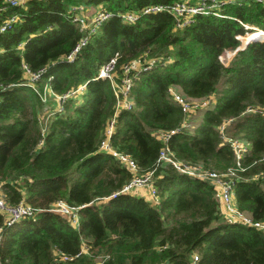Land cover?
Listing matches in <instances>:
<instances>
[{
  "label": "trees",
  "instance_id": "trees-1",
  "mask_svg": "<svg viewBox=\"0 0 264 264\" xmlns=\"http://www.w3.org/2000/svg\"><path fill=\"white\" fill-rule=\"evenodd\" d=\"M174 1L26 0L9 9L19 16L0 32V180L9 201L25 199L36 212L6 225L0 211L5 264H190L194 251L199 264H264V231L228 221L208 180L164 164L156 170L159 204L134 191L112 196L132 174L99 150L117 97L111 80L98 74L117 52L119 74L124 63L157 55L161 59L136 78L135 107L118 113L113 144L152 168L164 145L156 130L177 127L184 118L169 87L178 85L191 98L212 96L214 105L201 109L195 126L173 134L169 145L180 158L226 170L235 154L218 126L231 118L228 131L252 142L236 183L237 202L264 219V179H252L264 169V4L228 3L225 16L198 14L183 27L168 11L141 13L150 3ZM77 4L115 14L69 61L64 56L85 34L72 18ZM129 10L138 11L136 21L119 16ZM244 23L260 29L241 35L248 46L226 64L220 53L250 30ZM233 53L221 55L228 61ZM24 62L32 69L47 67L40 82H25ZM46 81L58 94L86 86L64 100L43 131L40 116L47 107L39 86ZM251 106L256 110L247 111ZM61 199L85 204L80 229L50 209ZM82 237L91 254L60 259L59 251L77 253Z\"/></svg>",
  "mask_w": 264,
  "mask_h": 264
},
{
  "label": "built area",
  "instance_id": "built-area-1",
  "mask_svg": "<svg viewBox=\"0 0 264 264\" xmlns=\"http://www.w3.org/2000/svg\"><path fill=\"white\" fill-rule=\"evenodd\" d=\"M248 0H198L196 2H191L189 0H175L172 3H150L144 6L141 13L168 11L172 13L175 19V24L178 27H183L192 23L195 16L198 14H209L214 13L219 16H225L224 7L228 3H242ZM264 4V0H255ZM24 2L23 0H3L0 5V32L5 31L12 22L18 19L17 12H8V9L12 6H17ZM72 18L75 22L80 25V29L85 32L83 37L78 41V43L73 47L71 52H69L65 59L73 61L77 54L80 52L83 46H85L90 39V36L94 34L103 23L111 18L115 13L112 10L98 8L91 19L85 13V5L77 4L73 7ZM138 11L129 10L125 12H120L119 16L124 21L133 22L138 18ZM249 31H258L260 28L258 26L244 23ZM248 33V31H246ZM243 34H238L237 38L243 43L241 37ZM236 49L238 50L240 47ZM227 51V47L224 48ZM225 51V52H226ZM119 56V52L111 58L109 62L103 65L99 71L98 76L103 78H109L112 82L114 92L117 97L116 111L113 115L108 118L107 125L104 130L103 138L99 144V150L106 151L113 155L124 167H126L132 174L130 180L117 192L113 193L112 196L124 192V191H134L138 192L139 189L147 190L150 199L155 203H160V195L158 187L156 185V170L159 166L164 164H172L179 171L187 173L192 176H196L201 179L210 181L216 189L218 199L220 201L221 213L230 222H240L249 226L256 227L259 230L264 231V219H257L250 213L240 209L237 198H236V183L237 179L240 178L239 171L244 170L246 167L244 165V157L251 148L252 142L239 135L231 134L228 131V126L231 122V118H226L220 123L219 130L221 137L224 142L230 143L235 154V164L230 166L226 170L212 169L205 166L202 162H191L189 160L180 158L176 156L175 152L169 145V140L173 134L178 131H183L186 129L193 128L195 126V115L204 108L214 105L215 99L212 96H205L202 98H191L186 94L180 92L175 88L174 85L169 87L170 92L174 100L180 106L182 112L184 113V118L181 123L174 128L170 129H158L156 130V135L158 138L162 139L164 145L162 146L159 156L157 158L154 167L146 169L143 168L137 159L133 157L129 152L117 148L112 141V136L116 129L118 113L121 109H133L135 107V99L133 97L132 91L138 77L142 70H147L155 65L160 59V56H147L146 58L134 59L126 62L122 65V72L119 74L116 70V62ZM220 58L224 62V58L220 54ZM138 60V62H136ZM230 62V61H229ZM226 63V62H224ZM47 67H41L39 69H32L27 63H23V76L26 83H38L42 79V76L46 72ZM51 78V77H50ZM44 83L39 93L41 98L48 91H53L52 86H48ZM86 83L79 85L73 91H68L65 94H57L60 100V107H63L64 100L71 94H77L85 89ZM57 110H59L57 108ZM254 107H247V111H255ZM45 131V129H43ZM264 179V169L252 176V179ZM83 205H74L66 200L56 201L51 210L61 213L66 216L71 224L80 229L81 226V215L80 208ZM0 211L5 215V224L12 225L16 221L23 217L33 216L36 209L33 205L22 199L18 202H11L7 199L5 195L4 182L0 180ZM60 259L64 261L73 260L83 254H91V245L86 238L82 237V244L80 250L75 254L57 252ZM99 257L97 258V260ZM200 254L198 251H194L190 257V264H199ZM0 264H5L0 257ZM160 264H170L168 261H164Z\"/></svg>",
  "mask_w": 264,
  "mask_h": 264
},
{
  "label": "rangeland",
  "instance_id": "rangeland-1",
  "mask_svg": "<svg viewBox=\"0 0 264 264\" xmlns=\"http://www.w3.org/2000/svg\"><path fill=\"white\" fill-rule=\"evenodd\" d=\"M24 2H22L21 4H24L25 2H26V0H23ZM85 7H86V9H85V13L86 14H88L89 15V19H91L92 18V16L94 15V13L96 12V6H92V5H85ZM11 8V7H10ZM9 8V9H10ZM9 9H8V11H9ZM248 32H252V31H248ZM244 34H247V32H245V33H243V35ZM239 39V38H238ZM240 45H243V43L241 42V40L239 39L238 41H237V44H235V45H233V46H230V47H227L228 49H233L234 50V53H233V55L231 56V58L228 60V61H226V60H224V62H226V64L227 63H229V61L232 59V57L234 56V54L237 52V47L238 46H240ZM225 49H223V53H225ZM221 52V53H222ZM220 53V54H221ZM223 58V57H222ZM139 59V58H138ZM136 62H138V60L136 61ZM116 70H117V68H116ZM117 73H118V71H117ZM46 84H45V86L47 85L48 86V84L47 83H49V81H46L45 82ZM50 84V83H49ZM43 86V85H42ZM41 86V87H42ZM175 86V88L177 89V90H179L180 92H182V90L180 89V86H178V85H174ZM39 89H41L40 88V86H39ZM70 91H73V90H70ZM69 91V92H70ZM84 92V90H82L80 93H83ZM183 93V92H182ZM58 94V93H57ZM57 94L55 93V92H53V91H48L47 90V92H46V94L45 95H43V98H42V100H43V102L45 103V106L47 107V108H45L46 110H45V112H43L42 114H41V116H40V122H41V125H42V128L43 129H47V127H48V125H49V122H50V119H51V117H52V114H54L55 113V111H61V110H63L64 109V106L63 107H60V105H62L61 103H60V100L58 99V96H57ZM71 95H75V94H71ZM50 108H53V109H50ZM57 108L59 109V110H57ZM255 108V107H254ZM222 171V170H221ZM94 256V255H93ZM99 256L98 255H96V256H94V259L95 260H97V258H98Z\"/></svg>",
  "mask_w": 264,
  "mask_h": 264
},
{
  "label": "crops",
  "instance_id": "crops-1",
  "mask_svg": "<svg viewBox=\"0 0 264 264\" xmlns=\"http://www.w3.org/2000/svg\"><path fill=\"white\" fill-rule=\"evenodd\" d=\"M189 1H191V2H196V1H198V0H189ZM97 9H98V8L96 7V10H97ZM87 16H89V15L87 14ZM198 118H199V113H198L197 120H198ZM137 193H138V194H141V195H145L146 197H149V198H150V196H149L147 190H145V189H139V191H138Z\"/></svg>",
  "mask_w": 264,
  "mask_h": 264
},
{
  "label": "water",
  "instance_id": "water-1",
  "mask_svg": "<svg viewBox=\"0 0 264 264\" xmlns=\"http://www.w3.org/2000/svg\"><path fill=\"white\" fill-rule=\"evenodd\" d=\"M246 46H248V45H244V46L240 47L238 50L243 49V48H245ZM238 50H237V51H238Z\"/></svg>",
  "mask_w": 264,
  "mask_h": 264
}]
</instances>
